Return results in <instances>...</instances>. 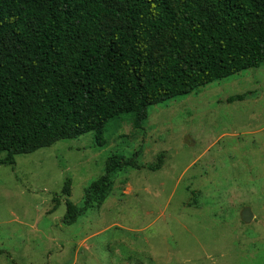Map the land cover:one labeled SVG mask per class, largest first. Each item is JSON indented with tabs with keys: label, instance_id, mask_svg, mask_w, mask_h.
Segmentation results:
<instances>
[{
	"label": "rangeland",
	"instance_id": "1",
	"mask_svg": "<svg viewBox=\"0 0 264 264\" xmlns=\"http://www.w3.org/2000/svg\"><path fill=\"white\" fill-rule=\"evenodd\" d=\"M169 44L153 42L156 60ZM131 120H112L102 147L88 133L0 164V264H264V65L152 106L141 130ZM113 154L143 168L124 166L105 204L65 226Z\"/></svg>",
	"mask_w": 264,
	"mask_h": 264
},
{
	"label": "trees",
	"instance_id": "2",
	"mask_svg": "<svg viewBox=\"0 0 264 264\" xmlns=\"http://www.w3.org/2000/svg\"><path fill=\"white\" fill-rule=\"evenodd\" d=\"M165 36L156 60L153 42ZM263 65L264 0H0V164L88 133L102 147L112 120L131 114L141 130L152 106ZM124 166L143 168L109 156L62 223L100 209ZM71 187L68 178L61 194Z\"/></svg>",
	"mask_w": 264,
	"mask_h": 264
},
{
	"label": "water",
	"instance_id": "3",
	"mask_svg": "<svg viewBox=\"0 0 264 264\" xmlns=\"http://www.w3.org/2000/svg\"><path fill=\"white\" fill-rule=\"evenodd\" d=\"M242 218L245 222H250L254 218L251 209H245L243 211Z\"/></svg>",
	"mask_w": 264,
	"mask_h": 264
}]
</instances>
